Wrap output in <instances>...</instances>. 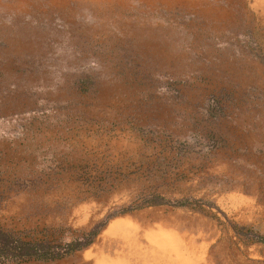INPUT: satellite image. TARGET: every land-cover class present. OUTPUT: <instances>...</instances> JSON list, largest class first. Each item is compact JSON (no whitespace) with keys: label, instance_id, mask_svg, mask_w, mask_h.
Instances as JSON below:
<instances>
[{"label":"rangeland","instance_id":"374dc122","mask_svg":"<svg viewBox=\"0 0 264 264\" xmlns=\"http://www.w3.org/2000/svg\"><path fill=\"white\" fill-rule=\"evenodd\" d=\"M1 191L18 228L117 212L25 264H264V0H0Z\"/></svg>","mask_w":264,"mask_h":264},{"label":"trees","instance_id":"16d2710c","mask_svg":"<svg viewBox=\"0 0 264 264\" xmlns=\"http://www.w3.org/2000/svg\"><path fill=\"white\" fill-rule=\"evenodd\" d=\"M42 179V178H41ZM8 198L0 192V199ZM178 202V205H182ZM117 215L110 214L106 219L85 228L66 226L25 225L19 218L22 228L4 223L6 215L0 216V264H25L32 261L53 262L62 260L92 245L107 226L109 220ZM222 223V222H220ZM223 224V223H222ZM226 225V224H225ZM239 241L245 244H263L264 235L252 227L232 226Z\"/></svg>","mask_w":264,"mask_h":264},{"label":"crops","instance_id":"0c3cea01","mask_svg":"<svg viewBox=\"0 0 264 264\" xmlns=\"http://www.w3.org/2000/svg\"><path fill=\"white\" fill-rule=\"evenodd\" d=\"M107 230V226L103 231ZM110 235V234H108ZM114 237V243H116V232ZM167 262L168 264H195L191 257H187L181 250L180 246L177 244H168L167 245ZM143 259L145 262H148V255L144 254ZM103 264H130V261L120 260L116 258V254L113 256H108L103 259Z\"/></svg>","mask_w":264,"mask_h":264}]
</instances>
